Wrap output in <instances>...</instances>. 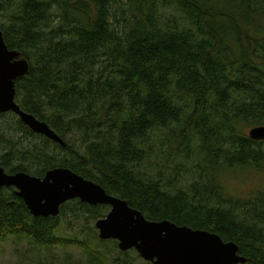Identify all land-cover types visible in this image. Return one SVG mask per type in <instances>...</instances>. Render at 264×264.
I'll return each instance as SVG.
<instances>
[{"label":"trees","instance_id":"trees-1","mask_svg":"<svg viewBox=\"0 0 264 264\" xmlns=\"http://www.w3.org/2000/svg\"><path fill=\"white\" fill-rule=\"evenodd\" d=\"M0 28L31 64L17 102L66 143L0 113L8 173L70 168L150 220L214 231L264 264V190L236 196L224 179L264 172V140L248 134L264 125V0H0ZM105 210L74 199L36 217L0 187V240L78 242L58 236L65 219Z\"/></svg>","mask_w":264,"mask_h":264},{"label":"water","instance_id":"water-1","mask_svg":"<svg viewBox=\"0 0 264 264\" xmlns=\"http://www.w3.org/2000/svg\"><path fill=\"white\" fill-rule=\"evenodd\" d=\"M30 70L29 61L10 49L0 28V113L16 114L34 133L62 146L66 143L46 122L22 109L17 102L16 82ZM253 140H264V125L251 127ZM0 187H13L33 216H57L68 201L79 199L94 206L107 205L110 211L96 220L102 240H117L121 251L136 250L152 264H244L235 241H225L218 233L179 225L169 219L150 220L100 184L67 167H55L44 176L25 171L8 173L0 165Z\"/></svg>","mask_w":264,"mask_h":264},{"label":"rangeland","instance_id":"rangeland-1","mask_svg":"<svg viewBox=\"0 0 264 264\" xmlns=\"http://www.w3.org/2000/svg\"><path fill=\"white\" fill-rule=\"evenodd\" d=\"M31 66V64H30ZM230 173V174H229ZM224 178L228 191L236 196H248L257 189L264 190V172L255 170L230 171ZM198 175L189 176L190 179ZM105 206V205H104ZM110 211L103 212L105 217ZM96 221L78 220L67 217L65 224L57 232L58 236L75 239L78 242L59 243L47 248L30 241L27 238H3L0 240V264H92L93 253L88 249L97 247L99 252H105L108 261L105 264H148L137 251L123 252L118 247V241L110 240L100 243ZM106 241V240H105ZM82 242V243H81ZM85 243V244H84ZM116 260V262H115Z\"/></svg>","mask_w":264,"mask_h":264},{"label":"bare ground","instance_id":"bare-ground-1","mask_svg":"<svg viewBox=\"0 0 264 264\" xmlns=\"http://www.w3.org/2000/svg\"><path fill=\"white\" fill-rule=\"evenodd\" d=\"M29 64H30V62H29ZM50 140V139H49ZM51 141H53V140H51ZM54 142H56V141H54ZM57 143V142H56ZM89 205H91V204H89ZM94 206V205H93ZM107 206V205H106ZM110 207V206H109ZM31 213V212H30ZM109 213V212H108Z\"/></svg>","mask_w":264,"mask_h":264}]
</instances>
